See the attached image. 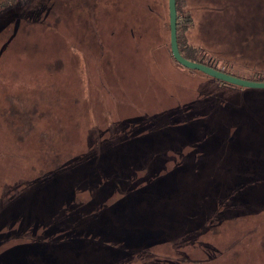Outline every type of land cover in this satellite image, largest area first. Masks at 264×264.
<instances>
[{"label": "rangeland", "instance_id": "374dc122", "mask_svg": "<svg viewBox=\"0 0 264 264\" xmlns=\"http://www.w3.org/2000/svg\"><path fill=\"white\" fill-rule=\"evenodd\" d=\"M197 2H182L195 22L190 44L209 50L213 35L217 50L264 39V26L248 35L231 22L264 20V0ZM1 3L0 255L58 232L40 214L28 226L15 219L19 203L11 199L21 198L23 183L95 151L103 174L122 178L109 176L111 187L98 189L105 193L93 194L94 181L76 185L73 203L96 216L134 203L154 210L157 229L147 250L143 243L131 254L101 223H80L77 232L93 240L82 247L97 251L87 264H257L264 257V92L230 93L179 66L167 0ZM248 53L232 58L235 70Z\"/></svg>", "mask_w": 264, "mask_h": 264}, {"label": "trees", "instance_id": "16d2710c", "mask_svg": "<svg viewBox=\"0 0 264 264\" xmlns=\"http://www.w3.org/2000/svg\"><path fill=\"white\" fill-rule=\"evenodd\" d=\"M184 1L185 3L187 2V0ZM207 1L198 0L196 4H208ZM182 2L183 0H176L177 43L179 52L184 58L240 79L252 82H264V61L259 64L258 62H254L256 59H263L264 39L257 38V40L250 41V43L249 38L247 39V37H245V44L242 46H239V42L235 39L227 46L221 45V48L213 50L214 47H212V45L216 38L213 35H210L209 37L212 41L208 44L210 45L209 50H207L209 46H205L204 44L192 45L188 42L186 35L193 28L195 22L192 18V13L183 11ZM1 6H3V3L0 4V8ZM232 17L235 20L231 22L233 24L235 23L236 29L238 31L246 30L248 31V35H251L254 29L256 30L255 33H259L261 30L260 26H264V20L262 17ZM239 25H241L243 29H239ZM249 50L251 53H248V55L251 58L247 59L246 57H243L242 59L244 62L239 59L240 63L242 62L240 65L241 67H239L240 70H235V65L237 63H235L236 60H233L232 58H237L240 54L244 55V53L246 54ZM228 52L233 53V55H231V53L228 54ZM251 54L253 56H251ZM212 80L216 82L219 87L230 93H240L247 90L264 92V90L240 88L215 79ZM260 109H264V104ZM95 153L96 152L94 151L92 154L93 156L90 159L85 157L84 159H81L82 161H75V166L71 167L73 164H69L68 167H65L59 172L51 173L50 176H47L42 180H36L33 183H23V188L18 192V196L21 198H18L17 201L11 199V202L19 203L17 210L18 217L15 219L18 218L20 221L23 220L25 223L28 222V226L30 222H34L35 224L37 222L36 217L40 214L45 225L57 228L56 231L58 232L53 231L48 234L44 233L46 237L39 236L33 240L31 238L32 244H28L24 250L18 253L10 250L11 254H8L7 257L5 255H0V264H87L89 261L95 262L94 259H97L95 253L97 251L92 248L86 250L85 247H82V242H88L86 245L84 244V246L89 247V242H93V240L91 241L88 237L82 238L84 235L83 231H81V235L76 230L77 226L85 224L84 222L87 221L101 223L104 228V233H106V235L108 234L109 238H112L115 242L123 241L125 244L124 247L133 249L131 254L143 251L142 249H136L143 243H146L144 246V248H146L145 250L149 248L148 246L152 237L151 233L154 229H157V227H154V222L157 221V216L154 210L144 209L138 211L136 210L137 205L131 203L128 207L125 206L124 209H119L117 207L114 211H110L114 214L110 213L107 215L106 213H101L98 217L89 214L90 210L83 211L80 206L73 203L74 199L72 192L75 190L76 185L80 186L89 181L91 184L92 181H94L96 183L92 185L94 186L92 187V191L93 194L95 191L96 194H98L99 191L102 190H98L99 186H110L109 181L112 176L116 180L122 178L120 174L118 176L114 173H111V175L108 176L103 174V166L99 159H97ZM109 176H111V178ZM101 178L107 179V182L102 183ZM102 193L105 192L102 190ZM92 203L95 205L94 207H101L104 209V212L106 211L104 199L95 197ZM94 225L95 224H90L89 230H91ZM21 230L24 231V229ZM139 239H143V241H140ZM32 245L34 246L31 248H34L38 254H33L30 251V246ZM115 247L116 249L114 251H125L124 247L123 250H120L117 244ZM107 249L111 250L108 247ZM104 256L105 255L103 254L102 257ZM263 258L264 257L258 258L259 260L257 264H264Z\"/></svg>", "mask_w": 264, "mask_h": 264}, {"label": "water", "instance_id": "95a60500", "mask_svg": "<svg viewBox=\"0 0 264 264\" xmlns=\"http://www.w3.org/2000/svg\"><path fill=\"white\" fill-rule=\"evenodd\" d=\"M168 17H169V45L170 53L174 61L184 69L200 72L212 79L220 82L246 89L264 90V82H252L240 79L221 71L215 70L206 65L195 63L184 58L179 52L177 43V10L176 0H167Z\"/></svg>", "mask_w": 264, "mask_h": 264}]
</instances>
